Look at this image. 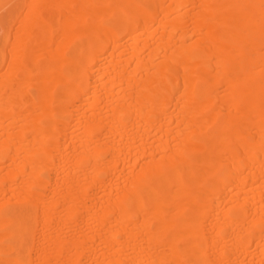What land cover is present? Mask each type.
I'll return each instance as SVG.
<instances>
[{"label":"bare ground","instance_id":"bare-ground-1","mask_svg":"<svg viewBox=\"0 0 264 264\" xmlns=\"http://www.w3.org/2000/svg\"><path fill=\"white\" fill-rule=\"evenodd\" d=\"M23 2L0 264H264V0Z\"/></svg>","mask_w":264,"mask_h":264},{"label":"rangeland","instance_id":"rangeland-1","mask_svg":"<svg viewBox=\"0 0 264 264\" xmlns=\"http://www.w3.org/2000/svg\"><path fill=\"white\" fill-rule=\"evenodd\" d=\"M6 1H7V0H0V8H1L0 10L2 11V12L0 11V15L3 14V15H1V17H0V19L3 20V21H0V29L2 28V31L0 30V31H1L0 33H1V34L7 33L8 36L12 37V30L16 32V31H17V27H19V26H18V22H20V21H18V19H19V17L21 18V13H20V12H21L20 10H22V9H21V8H22V6H21V2L24 1V2L22 3V5L25 6V5L27 4V1H28V0H23V1H22V0H17V1H16V0H14V1H13V0H8L9 5H7L8 2H6ZM11 1H12V2H11ZM202 1H203V0H202ZM211 1H213V0H211ZM215 1H216V0H215ZM4 2H5V3H4ZM10 2H11V3L14 2L13 4H14L15 6H14L13 4H11ZM17 2H18V3H17ZM3 3H4V4H3ZM15 3H16V4H15ZM19 3H20V5H18ZM201 3H202V2H201ZM2 4H3L4 6H3ZM203 4H205V5H203V6H205V7L208 6V5H206V3H204V2H203ZM207 4H209V3L207 2ZM1 5H2V6H1ZM10 5H11V6L13 5L14 7L12 6V7H13V8H12ZM200 5H201V4H200ZM209 5H210V4H209ZM16 6H17L18 9H20L19 11H18V9L16 8ZM19 6H20V8H19ZM198 6H199V5L197 4L196 7L194 8V9H195V10H194L195 12H196V9L199 8ZM4 7H5V9H2V8H4ZM205 7H204V8H205ZM10 8H11V13H9V11H8V9L10 10ZM15 8H16V10H15ZM191 8H192V7H191ZM200 8H201V6H200ZM204 8H203V9H204ZM12 9L14 10V12H13ZM203 9H201V10H203ZM3 11H4V12H3ZM7 11H8V13H7ZM194 11H193V12H194ZM17 12H18V13H17ZM13 13H14V15H16V16H15L16 18L13 17V15L11 16V14H13ZM210 13L212 14V12H210ZM214 13H216V9H215ZM214 13H213V14H214ZM7 14H8V15H7ZM19 14H20V15H19ZM9 15L11 16V17H10L11 19L8 18ZM6 16H8V17H6ZM189 16H190V15H189ZM210 16H212V15H210ZM4 17L8 18L9 21H8L7 19H6L7 21H5V20H4ZM190 17H191V16H190ZM190 17H189V18H190ZM212 17H213V16H212ZM12 18H15V20L17 19L16 21H18V22H16L14 19H13V20H14V21H13ZM187 19H188V17H187ZM190 19H191V18H190ZM190 19H188V20H190ZM19 20H20V19H19ZM4 21L6 22V23H5V26H4ZM10 21L12 22V24H14V26H13L12 24L8 25L7 22L10 23ZM13 22H14V23H13ZM15 22H16L17 24H16ZM2 24H3V25H2ZM15 24H16V25H15ZM1 26H2V27H1ZM9 26H11V28H10ZM5 27H7V28H5ZM14 27H15V28H14ZM4 28H5V29H4ZM8 28H9V30H8ZM207 28H208V27H205V29H203V30H206ZM15 29H16V30H15ZM7 30H8V32H7ZM10 30H11V31H10ZM203 30H202V33H205V32H203ZM15 32H14V33H15ZM8 33H9V34H8ZM14 33H13V34H14ZM205 35H207V34H206V33H205V34H202V36L207 37V36H205ZM13 36H14V35H13ZM206 42H207V41H205L204 43H206ZM208 43H209V42H208ZM205 46H206V44H205ZM204 48H205V47H204ZM222 89H223V88H222ZM221 94H222V93H219L220 98H221ZM221 99H223V98H221ZM221 99H219V97L217 98V100H219V101H220ZM225 99H226V98H224V100H225ZM118 174H119V173H118ZM118 174H117V175H118ZM99 175H100V177H101L102 179H104V178H106L109 174H108L106 171H101ZM116 177H117V176L115 175V178H116ZM120 179L123 180L124 178H123V179H122V178H119V180H120ZM117 180H118V179H117ZM13 205H14V204H11V203L8 204V206H13ZM69 228H70V229H69ZM67 229L70 230V231H67L69 235H72L73 231H74V232H77V231H75L76 229H74V228H73L74 230H73V229L71 230V227H68ZM71 231H72V233H69V232H71ZM73 234H74V233H73ZM251 248L253 249L254 246H252ZM235 255H236V254H234V259H236V260H237V259H241V258L243 259V257H242L243 255L241 256V254H239V255H237V258L235 257ZM238 256H239V257L241 256V258H239ZM251 256H252V255H251ZM232 258H233V257H232ZM82 259H83V258H82ZM242 259H241V260H242ZM250 259H251V260H250ZM253 259L255 260V257H254V258H249V260H250V261H249V262H250L249 264H251V263L254 264V263L256 262V261H254ZM85 260H86V258H84V261H85ZM236 260H235V261H236ZM256 260H257V259H256ZM82 261H83V260H82ZM246 261H247L246 264H248V258L246 259ZM251 261H252V262H251ZM237 262H240V261L238 260ZM237 262H236V264H238ZM83 264H87V261L83 262ZM231 264H233V263H231ZM234 264H235V262H234ZM255 264H256V263H255Z\"/></svg>","mask_w":264,"mask_h":264}]
</instances>
